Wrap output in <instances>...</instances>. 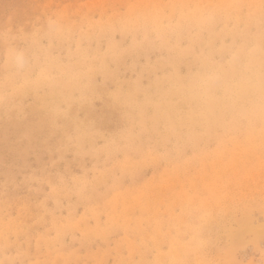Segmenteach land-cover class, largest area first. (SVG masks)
Segmentation results:
<instances>
[{
  "label": "rangeland",
  "instance_id": "1",
  "mask_svg": "<svg viewBox=\"0 0 264 264\" xmlns=\"http://www.w3.org/2000/svg\"><path fill=\"white\" fill-rule=\"evenodd\" d=\"M0 264H264V0H0Z\"/></svg>",
  "mask_w": 264,
  "mask_h": 264
}]
</instances>
